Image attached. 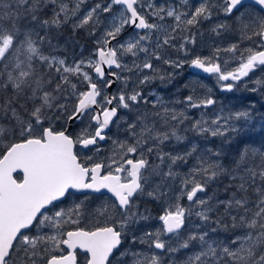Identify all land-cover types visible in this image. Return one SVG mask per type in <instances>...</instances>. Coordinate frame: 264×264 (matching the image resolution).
Instances as JSON below:
<instances>
[{
  "label": "snow or ice",
  "instance_id": "obj_1",
  "mask_svg": "<svg viewBox=\"0 0 264 264\" xmlns=\"http://www.w3.org/2000/svg\"><path fill=\"white\" fill-rule=\"evenodd\" d=\"M85 3L74 0L70 7L68 0H0V93L6 94L0 97V264H113L114 259L124 264L116 257L117 252L121 257L130 255L131 264H162L159 255L147 257L130 250L120 252V248L132 225L150 219L145 214L147 209L140 211L137 199L145 195L153 199L167 197L169 193L162 190L169 187L166 181L180 175L173 166L178 161L186 162L197 149L193 146L189 152L176 155L162 151L164 141L183 137L175 127L160 131L156 119L168 125L169 121L183 123L188 117L183 110L165 107L159 97L150 100L138 90L139 86L156 78L158 69L153 60L174 68L188 63L214 74L218 82H226L221 87L229 91L234 87L231 82L241 81L264 67V0H254L260 9L256 15L240 11L244 0H199L195 5L189 0H180L176 5L156 4L154 0H98L78 15ZM47 5L55 6L53 15L42 20L40 12ZM221 10L225 15L240 13L237 21L241 41L255 40L253 46L242 48L237 42L226 48L214 47L208 56L166 58L168 48L187 56L188 46L197 43L192 29ZM102 14H106L103 20ZM71 18H76L74 29L87 27L93 36L102 26L103 31L96 39L93 56L69 63L45 54L42 45L51 42L46 35H39L36 26L58 27ZM169 19L171 24L167 23ZM125 27L142 30V34L137 32L125 43L113 46ZM227 27L218 23L211 32L220 35ZM177 40L181 41L178 46ZM221 53L231 54L235 67L228 70V60H222ZM129 54L134 59L126 64L123 58ZM140 54L144 55L142 61ZM113 67L119 71H112ZM125 72L129 75H122ZM133 77L136 81L130 85ZM118 81L123 87L107 95L105 89ZM141 103L151 104L154 109L159 106L161 111L141 113ZM184 103L187 108H206L216 101L210 95L196 96L193 89ZM120 109L137 110L131 122L125 121L127 137L114 139L111 154L96 160L100 142L110 139L106 130L123 120ZM248 115L244 111L234 116L216 115L210 120L202 117L192 129L224 135L232 119ZM70 122L84 126L72 135L64 126ZM78 149L93 155L82 157ZM154 153L159 165L149 159ZM251 155L259 156L260 163L248 166L249 153L245 150L236 165L237 169L244 165L243 175L233 177L240 180L237 189L241 195L237 198L233 193L226 201H215L231 217V228L240 229L242 234L220 244L210 241L206 231L189 232L178 247L187 249L199 242L200 250L184 264H264V152L253 149ZM196 159L197 164L181 178V187L158 217L161 226L140 237L132 234L133 242L140 240L150 249L174 253L178 248L162 237L172 234L179 238L186 218L193 213L205 223L211 219L214 197L202 199L199 194L205 193L207 184L226 170L209 156L202 154ZM166 161L164 171L161 165ZM249 188L255 200L249 198ZM73 190L82 194L85 190H106L114 199L90 209L85 194L83 201L57 208V203ZM182 199L189 205L182 204ZM86 220L89 223L82 226ZM214 223L229 227L223 224V218Z\"/></svg>",
  "mask_w": 264,
  "mask_h": 264
},
{
  "label": "rangeland",
  "instance_id": "obj_2",
  "mask_svg": "<svg viewBox=\"0 0 264 264\" xmlns=\"http://www.w3.org/2000/svg\"><path fill=\"white\" fill-rule=\"evenodd\" d=\"M68 2H69V5L71 7L72 4L74 3V0H68ZM96 2H98V0H86V3L81 6V10H80V13L78 15H82L83 13H85ZM154 2L156 4H165L167 2L169 4L176 5L174 0H154ZM53 7H55V6L52 5V8H51L52 10H53ZM243 13L249 14V11L243 12ZM222 14L225 15L223 13V11H222ZM105 15L106 14H102V16H101L102 20L104 19ZM214 20H216V19H214ZM75 22H76V18H71L65 23H68L70 25V27L73 28V24ZM222 22H224V18H221V20L218 19L217 24L222 23ZM167 23L171 24L172 21L169 19L167 21ZM214 24H215V22H213V25ZM237 24L239 25L238 22H237ZM127 28L128 27H125V29L122 31L123 35H120L117 37V41L115 42V45L125 43L130 38L135 36V34H131V33H133L132 32L133 30H128ZM211 28H212V26H207L205 29H200L199 35H196L197 43L195 45H189L188 46L189 54L187 56H185V54L183 52H177V50L174 48H168L166 50V58L191 59V57L193 55L208 56L211 54V51H213L214 47L226 48L234 41L233 40L231 42H228V37L226 38V36L223 35L225 30H223L220 35H216V34L211 32ZM83 30L85 31L86 36L88 38H90V43H88L87 45H84V44L81 45V48H80V53L82 54L81 56H79L76 59H73V58H71L67 55H63V54H54L53 56L64 58L69 63H71L74 60L88 59L89 57L93 56L95 48H96V39L99 38V36L102 34L103 26L96 32L95 36L90 35L89 29L87 27L84 28ZM179 43H181V41L177 40V46L179 45ZM87 47L90 49V50L88 49L89 51L86 50ZM230 56H231V54L221 53L222 60H228V65H226V67L229 70H231L232 67H235V62L232 59H230ZM123 59H124V63L131 64V61L134 58L131 57L129 54V55H125ZM143 59H144V55L140 54V61H142ZM140 61H137V62H140ZM153 63H154V66L156 69H157V65H159V66H160V64L165 65L167 69H170L167 72L170 73L171 75L175 74V76H177V74H179V75L181 74L178 70L179 68H174V67L170 68L171 67L170 65L164 64L162 61L153 60ZM185 65H189V64L185 63V64H183L182 67H185ZM146 74L149 76L154 75V73L151 71H146ZM183 74H185V70L183 71ZM122 75H129V73L125 72V73H122ZM155 76H156L155 79H152L150 82H148L144 85H140L138 90H140L142 93H145V92L147 93V91L151 90V89H147V90H143V89L145 86L149 85L150 83H153V82L155 83L157 79H161L160 77L162 75L161 74L158 75V72H157V73H155ZM214 79L217 80V77L215 76ZM135 81H136V77H133V80L130 81V85L133 84ZM171 83H173V82H171ZM160 85L163 86L162 82L160 83ZM183 85L187 86L184 98L190 94H193V89H195V95L196 96H197V92L199 94L201 91L204 92L205 95H210V92L213 90V87L211 86V84H209V82L207 83V85L203 84L199 78H197L196 76L193 75V73H191L190 77L186 79V81L184 82ZM218 85H220V82H218ZM174 86H175L174 93L176 96L173 98V100L175 101V103L172 107L170 106V109H175L177 112H179L181 110L185 111V114L188 117V119L184 120L183 123H177L174 121H169L168 130L171 127H175L177 130V134L182 136L183 139L176 140L175 137H172V139L167 143V148H164L162 151L164 153H171L172 155L184 154L186 152H189L193 148V146L196 147L197 151L195 153H193L192 156L188 157L186 162L185 161H178L177 164L173 166V170L176 171L177 173H179L180 175L174 180L166 181V184L169 187L162 189V190L167 191L169 193V195L167 197H164L162 199H153V198L145 195V196H140L137 199L136 203L138 204L140 211L144 212V210L147 209L148 211L145 214L150 215V219L147 221L142 220L138 224L132 225L131 231L129 232V237L123 241L122 246L120 248V252L130 250V251L143 253L144 256H147V257H150L152 254L159 255L162 259V264H184V262L187 260V258L189 256H192L195 252H198L200 250L199 242H194L187 249L178 247L179 244L182 243L185 238H187L189 232H191V231H206V232H208V239L210 241H216L217 243H220V244H227L236 235L242 234L241 230L240 231L238 230L239 231L238 233H230V231H232V229H228V228L224 229L222 226H217V224L214 223V221L216 219L220 218L219 208L221 206V205H216L215 201H226L232 197L233 193H236L237 198L239 197V195H241L240 193H238L239 191L237 189V185L240 183V180L238 178H236L237 181L232 183V182H229L228 179L233 180L234 176L238 177V175H243V167H244V165H241L240 169L232 170L230 172L231 174L228 173L227 168L222 163L223 162V160H222L223 152L220 149L221 139H223L224 136H230V135H233V137H234L238 133H241L246 128H248L255 120L256 108L257 109L259 108L261 102L264 103V84H262L261 86H258L257 88L255 86H253L252 89H256L255 91H248L245 93V94H248V96H250V98L253 97V95H255L256 98L259 96V100L261 102H257L254 105V107H252V108H246L247 110L243 109V108H239L238 110H236L235 105L229 101L228 103H226L224 105L221 104L220 107H213L212 109H208L206 115L203 117V119H205V120L214 119L216 115H222V116L233 115L234 116L235 113L244 112V111L249 113L248 117H246V118L241 117L238 120L235 118L232 119L229 122V130L226 131L224 133V135L212 136L210 133H200L197 130L192 129V124L196 120L202 118L201 115L199 114V112H200V110H202L203 107H201V108H187L186 104L185 103L183 104L184 98L182 100L180 98V95H179V91L181 90V87L178 86L176 84V82H175ZM121 87H123V85ZM129 90H131V88H129ZM116 92H117V90L115 91V93ZM152 92L157 93V89L154 88V90H152ZM241 94H243V93L241 92ZM157 97H159V96L157 95V96L153 97V99H151V100L155 101L157 99ZM200 97H202V96H200ZM165 107H167V106H165ZM153 109L154 108L151 107V109L149 111H151V113L156 112L158 110L161 111V108L159 106L157 108H155L154 111H153ZM126 111L129 115L130 110L126 109ZM262 114L263 113L257 114L260 116V117H256V119L259 120L258 122H263ZM128 115H127V119H128ZM160 121H161V119H159V118L156 119V123H159ZM85 123H87V120H85ZM83 126L84 125L82 124V127ZM157 127L160 129L161 126H159L157 124ZM183 130H189L190 133L186 134L185 132H182ZM213 143H215L217 146H214ZM162 147H161V149H162ZM252 150L253 149L251 148L250 149L251 153H252ZM257 150H259V149H257ZM260 152H264V151H260ZM202 154L209 156L210 159H212L214 161H217L226 170L225 172L221 173L214 180L210 181L207 184V188H206L205 193L199 194L200 198H202V199H207V197H209V196L214 197V200L211 202L214 205L213 211L209 214L211 219L207 223H205V222L201 221L200 218L195 216L193 213V215L186 218L187 220H186L185 228L179 234V238H177L176 236H174L172 234H168V235L162 237L163 239L168 241V243H170L172 247L178 248V251H176L174 253H169V252H166L164 250L155 249L154 247L150 249V246L148 243H141L140 240L133 242L130 238L132 234H135L137 237H140L143 235L144 232L155 231L158 227L161 226V222L159 221L158 217L161 215V213H163L164 207H166L168 203L172 202L171 197L173 195H175L178 192L179 188L181 187V185H180L181 178H183L184 174L188 173L197 164L196 158L198 156H201ZM150 158L154 164H157V165L160 164V161L156 159L155 153L153 155H151ZM254 160H256V159L249 157V160L247 162L248 166H253V164H259L260 163L259 157H257V160H258L257 162H253ZM166 164H167V161L165 162V165H161V167L163 168L164 171H167ZM227 177H228V179H227ZM157 182H159V181H157ZM228 183H230V185H228ZM259 184H260V181L257 179V185H259ZM229 186H232V189L228 188ZM216 187L219 190L218 192L221 195L216 193L217 192V189H215ZM250 199L254 200L252 198H250ZM66 200L67 201L64 202L62 205H58L57 208H69L74 203H78L80 201H83L84 197L75 200L74 198H71V196H69V197H67ZM95 200H103V201L97 202ZM111 200H112V198H110V199H106V198L97 199L96 198L94 200L89 198L88 206L90 209H94V208L98 207L101 203L110 202ZM141 200L153 201L156 204L155 205V212L152 211L151 209L142 207L140 205ZM184 200H186V199L181 200L182 204L184 203L183 202ZM53 210H55V209H53ZM156 210L160 211L161 213L159 215H157ZM195 210H199V209H195ZM222 210L224 211V207H222ZM214 214L216 215V218L213 217ZM235 214L236 213L233 212V215H235ZM221 216H224V214H222ZM88 223H89V221L86 220V221L82 222V226H85ZM197 226H199V227H197ZM211 229H216V231L212 232ZM224 231H226L227 233H224ZM116 257L119 258L120 261H123L124 264H131L132 257L130 255L127 257H121L120 253L117 252ZM113 264H118V260L114 259Z\"/></svg>",
  "mask_w": 264,
  "mask_h": 264
},
{
  "label": "flooded vegetation",
  "instance_id": "obj_3",
  "mask_svg": "<svg viewBox=\"0 0 264 264\" xmlns=\"http://www.w3.org/2000/svg\"><path fill=\"white\" fill-rule=\"evenodd\" d=\"M174 2L176 4H179L180 0H174ZM189 3L191 5H195V4L199 3V0H189ZM165 4L167 5L169 3L166 2ZM244 5H245L244 8H242L240 10L241 12L249 11V14H252V15H256V14L260 13L259 7L253 1H244ZM239 15H240V13H233L232 15H223L222 10L217 11L210 21H203L197 28H193L192 31H193V33H196V35H199L200 29H205L207 26H213V22H215V24H217L218 19L221 20V18H224V22H222V23H226L228 25V27L225 29V32L223 35H225L226 38L228 37V42H231L233 40L234 41L231 44L241 42L242 48L253 46V44L256 42L255 40L252 42L241 41V33L239 30V25L237 24V22H238L237 17ZM214 19H216L217 21ZM127 29L133 30V29H129V27ZM132 32L133 33H131V34H135V35L137 32H141V34H142V30H133ZM120 35H123V34L121 33ZM116 41H114L113 46H115ZM211 53H212V51H211ZM170 68H173V67L171 66ZM157 69H158V75L161 74L163 79H157L155 83L153 82V83H150L149 85L145 86L143 90H147V89H151V90H149V91H147V93L145 92L143 94L145 96H148L150 100L153 99V97L158 95L159 98L163 101V104L165 106H167V108H169V109H170V106L172 107L175 103V101L173 100V98L176 96L174 93L175 82L178 86L180 85V87H181V90L179 91V95H180V98L183 100V98L185 96V91L187 88V86L183 85V84L186 81V79L190 77L191 73H193L194 76L199 78L203 84L207 85V83L209 82V84H211V86L213 87V90L210 92V96L216 101V103L214 105L208 106L206 108L203 107L202 110H200V112H199L201 117H204L206 115L208 109H212L213 107H220L221 104L224 105V104L228 103L229 101L231 103L233 102L234 104L239 103L243 107H246V108H252V107H254V105L257 102H261L259 100V96L256 98L255 95H253V97L250 98V96H248V94H245V93L248 91H253V90H251L253 88V86H255L257 88L258 86L262 85V84L257 85L256 81L257 80L264 81V67H258L253 72L249 73L248 77L242 78L241 81H236V82L229 81V82L234 84L233 89L230 91L225 90L221 87V84L226 83V82H220V85H218V80L214 79V77H215L214 74H210L209 76H206L204 74L195 72L192 69V67L189 65H185V67L179 68L178 70L181 74L180 75L177 74L176 77H175V74L171 75L170 73H168L167 71H169L170 69H167L166 66L163 64H160V66L157 65ZM111 70L112 71H119L118 69H114V68ZM184 70H185V74H183ZM169 76H170V78H169ZM161 82H162L163 86L160 85ZM171 82H173V83H171ZM121 86H122L121 83L118 81V83L114 87L113 94L115 93L116 90L121 88ZM154 88L157 89V93L152 92V90H154ZM105 92L107 94L106 89H105ZM241 92L243 94H241ZM197 96L204 97L205 93L201 91L198 94V92H197ZM244 99H247V104L243 105L242 103H244ZM183 104H184V101H183ZM261 104L264 105L263 102H261ZM151 107H152L151 104L144 105L143 103H141L139 105L140 109H138V110L141 113L145 112V111L151 113V111H149L151 109ZM153 111H154V109H153ZM127 115H128V113H127L126 109H120L119 110V116L123 117V120H118V122L111 124L109 130L107 131V136L110 137V139L100 142L101 151L99 154L94 156V159H96V160L105 159L106 157H108L111 154L110 150L113 147L112 141L114 139L123 140L127 137V133H126L127 123H125V121L131 122L135 118V116L137 115V110L133 109V111H130V114L128 115V119H127ZM157 124L159 126H161L159 129L160 131H162V132L165 130L168 131V125H165L164 121L162 119ZM71 130H70V134H71ZM182 132H185L186 134L190 133L189 130H183ZM171 139H172V137H170L169 140L164 141V143L161 145V147L163 146L162 150L164 148H167V143ZM78 150L81 152L82 157L93 155V152H87L83 149H78ZM149 159L151 160L150 157H149ZM85 194L88 195V197L92 200H94L96 198L97 199H101V198L110 199V198H112L109 194H96V193H91V192L90 193H84V194H77V193L72 192V194L70 196L79 195V196H81L80 198H83L85 196ZM66 199H64L62 202H58L57 206L62 205L64 202H66L67 201ZM95 201L99 202V201H103V200H95ZM183 202H184L183 204L185 206H188L190 203L187 200H184ZM161 214H163V213H161Z\"/></svg>",
  "mask_w": 264,
  "mask_h": 264
},
{
  "label": "trees",
  "instance_id": "obj_4",
  "mask_svg": "<svg viewBox=\"0 0 264 264\" xmlns=\"http://www.w3.org/2000/svg\"><path fill=\"white\" fill-rule=\"evenodd\" d=\"M52 5L44 6L41 9L40 12V18L43 19H49L53 15V10L51 9ZM36 31L41 36H47L48 40L51 42L50 44L46 41L43 45V51L47 55H54V54H63L67 55L73 59L78 58L82 54L80 53L81 45H87L90 43V38H88L85 34V31L83 29H73L70 27L68 23H62L60 26H50L47 28H40L38 25L36 26ZM89 48L87 47L86 50ZM90 50V49H89ZM88 50V51H89ZM84 53V52H83ZM6 95L5 93H0V97H3ZM240 101V100H239ZM233 103V102H232ZM234 104V103H233ZM244 104H247V99H244ZM235 109L238 110L239 108L246 109V107H243L239 103H235ZM247 110V109H246ZM262 114L263 122H258L259 120L256 119V117H260L257 114ZM67 124L64 126L66 127ZM59 127V125H57ZM82 128L81 123H77L74 125V128L71 130V134L75 135L77 134L80 129ZM214 146H217L215 143H213ZM259 149L260 151H264V105L260 104L259 108H256V115L254 122L246 128L243 132L238 133L236 136L233 137V135L230 136H224L223 139H221V146L220 149L222 150V160L223 165L228 170V173H230L232 170L237 169L236 163L240 160V156L245 150H248L249 157H252L256 160L253 162H257V157H253L251 155L250 149ZM231 174V173H230ZM228 179V177H227ZM229 182H235L236 179L230 180ZM230 185V183H228ZM228 188L232 189V186H229ZM217 189V187L215 188ZM217 189V194H220ZM240 193V192H238ZM241 194V193H240ZM221 195V194H220ZM248 196L255 200L256 195L253 192L252 188H249L248 190ZM81 196L79 195H72L71 198L80 199ZM140 205L142 207L151 209L155 212V203L151 200H141ZM223 206H220L219 213L220 218H223V224L229 225L228 229L231 228V217L226 216L224 211L222 210ZM157 215H159L161 212L156 210ZM224 214V216H221ZM213 217L216 218V215L214 214ZM223 227V226H222ZM224 228V227H223ZM225 229V228H224ZM240 229H232L230 233H238ZM224 233H227L224 231Z\"/></svg>",
  "mask_w": 264,
  "mask_h": 264
},
{
  "label": "water",
  "instance_id": "obj_5",
  "mask_svg": "<svg viewBox=\"0 0 264 264\" xmlns=\"http://www.w3.org/2000/svg\"><path fill=\"white\" fill-rule=\"evenodd\" d=\"M244 1H253V2H254V0H244ZM129 29H133V28H130V27H129ZM133 30H135V29H133ZM113 44H114V42H113ZM113 68H114V67H113ZM114 69H115V68H114ZM192 69H193L195 72H198V73L204 74V75H206V76H209V75H210L209 73H205L202 69H198V68H195V67H192ZM117 83H118V82H117ZM117 83H116V84H117ZM116 84L113 85V87L106 89V91H107V95H112V94H113V90H114V87L116 86ZM76 123H79V122H75V123H71V122H70V123H68V124L66 125V128H68L69 133H70V130L74 128V125H75ZM110 126H111V125H110ZM109 128H110V127H109ZM108 130H109V129H108ZM108 130H106V131H108ZM72 192H73V193H77V194H82V193L77 192V191H75V190H73ZM85 193H90V191L85 190ZM96 194H109V195L111 196V194L108 193L106 190H102L101 193H96ZM111 197H112V196H111ZM112 198H113V197H112ZM113 199H114V198H113Z\"/></svg>",
  "mask_w": 264,
  "mask_h": 264
},
{
  "label": "bare ground",
  "instance_id": "obj_6",
  "mask_svg": "<svg viewBox=\"0 0 264 264\" xmlns=\"http://www.w3.org/2000/svg\"><path fill=\"white\" fill-rule=\"evenodd\" d=\"M166 72V71H165ZM176 77V76H175ZM168 78V77H167ZM170 78V77H169ZM180 86V85H179ZM197 117V116H196ZM234 235V234H233ZM222 237V236H221Z\"/></svg>",
  "mask_w": 264,
  "mask_h": 264
}]
</instances>
